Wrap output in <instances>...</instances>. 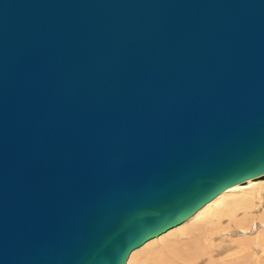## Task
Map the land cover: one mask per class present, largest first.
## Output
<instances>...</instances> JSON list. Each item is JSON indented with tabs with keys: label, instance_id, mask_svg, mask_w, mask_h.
I'll return each mask as SVG.
<instances>
[{
	"label": "water",
	"instance_id": "95a60500",
	"mask_svg": "<svg viewBox=\"0 0 264 264\" xmlns=\"http://www.w3.org/2000/svg\"><path fill=\"white\" fill-rule=\"evenodd\" d=\"M264 179V0H0V264H124Z\"/></svg>",
	"mask_w": 264,
	"mask_h": 264
},
{
	"label": "bare ground",
	"instance_id": "6f19581e",
	"mask_svg": "<svg viewBox=\"0 0 264 264\" xmlns=\"http://www.w3.org/2000/svg\"><path fill=\"white\" fill-rule=\"evenodd\" d=\"M250 244L264 246V179L228 187L181 223L131 250L124 264H251L245 262L251 258ZM224 248L232 250V258L222 257ZM254 260L264 264V253Z\"/></svg>",
	"mask_w": 264,
	"mask_h": 264
},
{
	"label": "rangeland",
	"instance_id": "374dc122",
	"mask_svg": "<svg viewBox=\"0 0 264 264\" xmlns=\"http://www.w3.org/2000/svg\"><path fill=\"white\" fill-rule=\"evenodd\" d=\"M256 209V208H255ZM253 210L252 212H254V213H251V214H253L254 216H255V214H258V213H256L255 211L256 210ZM251 246H250V248L248 249V251H250V253H251V258L248 260V259H245V262L246 261H250V263L252 262H255V260L254 261H252L255 257H257V255L259 256V255H261V252H263L264 253V246H262V245H257V246H255L254 244H250ZM259 246V247H258ZM263 248V249H262ZM214 251H215V249L214 250H212V252H211V255L214 253ZM231 252H232V250L231 249H229V248H224V255L222 256V257H225L226 259L228 258H232V255H231ZM211 255L209 256V258H211ZM252 255H253V257H252ZM206 257L203 255L202 256V260H204ZM236 261H239V258L238 257H236V259H235ZM228 262H230V261H228ZM239 263H240V261H239ZM251 263V264H252ZM237 264H238V262H237ZM255 264H258V262H257V260H256V263Z\"/></svg>",
	"mask_w": 264,
	"mask_h": 264
}]
</instances>
